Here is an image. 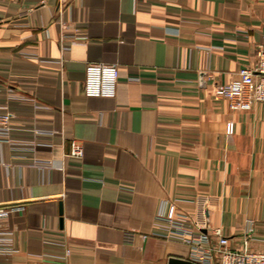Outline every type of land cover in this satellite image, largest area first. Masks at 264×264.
<instances>
[{
  "label": "crops",
  "instance_id": "0c3cea01",
  "mask_svg": "<svg viewBox=\"0 0 264 264\" xmlns=\"http://www.w3.org/2000/svg\"><path fill=\"white\" fill-rule=\"evenodd\" d=\"M263 35L264 0H0V111L49 136L0 141V264L191 260L154 234L165 203L264 251V103L215 96ZM90 62L119 65L114 96L84 94Z\"/></svg>",
  "mask_w": 264,
  "mask_h": 264
},
{
  "label": "built area",
  "instance_id": "2783aa9c",
  "mask_svg": "<svg viewBox=\"0 0 264 264\" xmlns=\"http://www.w3.org/2000/svg\"><path fill=\"white\" fill-rule=\"evenodd\" d=\"M25 1V0H20ZM44 4L47 0H37ZM63 1V0H62ZM27 13V12H24ZM84 94L86 96H114L120 69L117 63L90 62L85 69ZM238 78L231 82L219 83L215 87V96L228 102L232 110H249L258 103H264V35L259 45L258 60L253 66L239 69ZM13 115L9 110L0 111V141L9 140L12 135L27 134L31 131L37 143L46 144L49 141L47 133L41 129H17L12 124ZM234 121L227 122V132H234ZM83 145L74 142L71 152L72 157L83 156ZM22 205L13 209H22ZM3 211L0 208V212ZM188 218L177 211L174 204L165 203L154 221V234L176 239L191 247V261L197 264H264V251L251 248L249 238L243 240L241 246H233L231 237L220 226L205 227L188 223ZM60 237L64 244L65 236L60 233H47ZM6 238L0 234V253ZM125 242L133 243L135 234L125 232ZM67 246V245H66ZM67 253L69 248L67 247Z\"/></svg>",
  "mask_w": 264,
  "mask_h": 264
},
{
  "label": "water",
  "instance_id": "95a60500",
  "mask_svg": "<svg viewBox=\"0 0 264 264\" xmlns=\"http://www.w3.org/2000/svg\"><path fill=\"white\" fill-rule=\"evenodd\" d=\"M169 264H197V263L187 259L171 257L169 260Z\"/></svg>",
  "mask_w": 264,
  "mask_h": 264
}]
</instances>
